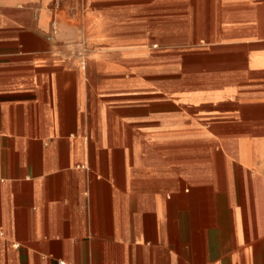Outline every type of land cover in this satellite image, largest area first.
<instances>
[{"label": "crops", "instance_id": "obj_1", "mask_svg": "<svg viewBox=\"0 0 264 264\" xmlns=\"http://www.w3.org/2000/svg\"><path fill=\"white\" fill-rule=\"evenodd\" d=\"M0 264H264V0H0Z\"/></svg>", "mask_w": 264, "mask_h": 264}, {"label": "built area", "instance_id": "obj_2", "mask_svg": "<svg viewBox=\"0 0 264 264\" xmlns=\"http://www.w3.org/2000/svg\"><path fill=\"white\" fill-rule=\"evenodd\" d=\"M61 1H62V0H57V3L60 4ZM57 28H58V23H57ZM57 30H58V29H57ZM88 51H89V49H88L87 47H84V51H83L82 56H83V57H86L87 54H88Z\"/></svg>", "mask_w": 264, "mask_h": 264}]
</instances>
